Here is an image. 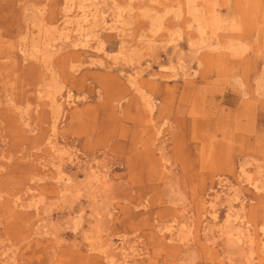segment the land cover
I'll return each mask as SVG.
<instances>
[{
  "label": "rangeland",
  "instance_id": "rangeland-1",
  "mask_svg": "<svg viewBox=\"0 0 264 264\" xmlns=\"http://www.w3.org/2000/svg\"><path fill=\"white\" fill-rule=\"evenodd\" d=\"M195 6L0 0V264H264V0Z\"/></svg>",
  "mask_w": 264,
  "mask_h": 264
},
{
  "label": "bare ground",
  "instance_id": "bare-ground-1",
  "mask_svg": "<svg viewBox=\"0 0 264 264\" xmlns=\"http://www.w3.org/2000/svg\"><path fill=\"white\" fill-rule=\"evenodd\" d=\"M85 7V6H84ZM82 8V14H81V22L83 23H81V22H78V27H77V31H78V35H77V37H76V39L70 44L72 47H78V46H89L90 45V40H88V35H84V30H85V28H86V26L85 25H88V24H91L92 22H94V23H96V20H91L92 18H91V15H93L91 12H88L85 8ZM186 9H187V13L189 12L190 13V15L192 16L190 19H187L188 20V22H189V24H191V22L193 23L194 22V26H195V28H196V30H197V32L199 33V35H200V39H202V40H204V38H205V34L207 33V30H206V27H207V25L208 24H206V23H204V22H202V21H204L203 19L201 20L200 18H199V16H198V9L196 8V6H195V0H186ZM219 9V8H218ZM217 10V9H216ZM196 16H198V17H196ZM201 17H202V15H201ZM119 18H122L121 17V15H119ZM118 18V19H119ZM204 18V17H203ZM120 20V22L122 21V23H124L123 21V19H119ZM216 21V20H215ZM218 22V21H217ZM192 25V24H191ZM216 26V25H215ZM225 26V25H224ZM227 26V25H226ZM218 27V26H217ZM220 28H221V25L219 26ZM228 27V26H227ZM212 29V28H211ZM215 29H217L216 27H215ZM68 32V31H67ZM214 33H215V31H214ZM63 34V33H62ZM94 34V33H93ZM162 37V36H161ZM152 38V37H151ZM150 38V39H151ZM207 38V37H206ZM209 38V37H208ZM149 39V41L148 42H151V40ZM189 39V38H188ZM154 41H156V37H154V39H153ZM191 41V40H190ZM147 42V43H148ZM206 42V41H205ZM208 42L210 43V46H209V48H212V50L213 51H215V50H219L221 47H220V43H219V41H218V39H217V36L216 37H213V39H210V40H208ZM191 43H192V41H191ZM143 44V43H142ZM192 45L194 46V51L195 52H197L198 50H200V48L201 47H196L195 45H194V43H192ZM230 45V44H229ZM55 47V45H53V44H51L50 43V41H49V43L47 42V52H41L42 50H40L39 49V46H36L35 45V43H33V45H32V47L33 48H36L37 49V51H39V52H41L40 54H38L37 56H35L39 61H42L44 64H45V66H47L49 63H50V61H51V59H52V54H51V52L52 51H50V48L49 47ZM101 46V45H100ZM142 46V45H141ZM147 47V46H146ZM95 48H97V49H100L99 48V45L98 46H96ZM123 48V47H122ZM143 48V47H142ZM226 48V47H225ZM229 49H232V50H234V51H232L233 53H232V55H235V53L236 54H240V49L238 50V47H235V46H233V44H231L229 47H228ZM103 49V48H102ZM22 50V49H21ZM222 50V49H221ZM191 51V50H190ZM23 53L26 55L27 54V50L24 48L23 49ZM242 53V52H241ZM223 54V53H222ZM222 54H219V55H222ZM138 75V74H137ZM130 76V75H129ZM136 76V75H135ZM137 77V76H136ZM135 77V78H136ZM110 79H112V77L110 78ZM130 80V79H129ZM132 80V79H131ZM130 80V81H131ZM136 81V80H135ZM135 81H133V82H135ZM131 83V82H130ZM136 83V82H135ZM135 85V84H134ZM133 87H135L136 88V90H138V92H140L141 93V97H142V99H143V101L145 102V104H144V107L147 109V113H148V115H149V118H150V121L153 123L152 125L154 126V127H157V125H156V123L154 124V121H155V112H156V110H157V106L155 105V103H154V101L152 100V101H150V99H148L147 98V96H146V94H144L143 93V91H141V86L139 85V83L136 85V86H133ZM60 106H61V104H58V101H57V99L55 98V97H53L52 98V102H51V107H53V111H54V113L53 114H55V113H58L59 111V108H60ZM60 114V113H59ZM56 115V114H55ZM148 120V119H147ZM151 124V123H150ZM53 129H52V135H50L49 137H48V141H49V143L51 144V148L54 150L55 148H57V147H55V143H54V141H53V134H55V132H56V125H55V121H54V124H53V127H52ZM157 129V128H156ZM157 134H161L163 131L161 130V129H157ZM57 150L58 151H60L61 152V149L58 147L57 148ZM55 151V150H54ZM62 177V179H63V181H61V182H63L64 183V185L66 186V187H68V186H74V184L73 183H71V181H70V179L69 178H67V179H65L63 176H61ZM93 179L95 180V178L94 177H89L88 178V180L87 181H89L88 182V184L91 182L92 183V181H93ZM68 181H70V182H68ZM90 183V184H91ZM255 187H257V186H255ZM238 189V188H237ZM68 190V189H67ZM235 191H236V189H235ZM37 204V203H36ZM215 211V210H214ZM211 214V213H210ZM216 212H212V216H213V219L214 220H216ZM243 219V218H242ZM229 223V222H228ZM226 230V229H225ZM174 233V232H173ZM239 239V238H238ZM236 243V242H235ZM259 248L262 250V252H264V234H262V237L260 238V242H259Z\"/></svg>",
  "mask_w": 264,
  "mask_h": 264
}]
</instances>
